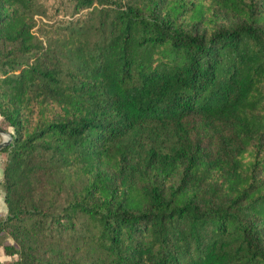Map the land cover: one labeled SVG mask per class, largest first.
Returning <instances> with one entry per match:
<instances>
[{
	"label": "trees",
	"instance_id": "16d2710c",
	"mask_svg": "<svg viewBox=\"0 0 264 264\" xmlns=\"http://www.w3.org/2000/svg\"><path fill=\"white\" fill-rule=\"evenodd\" d=\"M48 1L0 0V264H264V0Z\"/></svg>",
	"mask_w": 264,
	"mask_h": 264
},
{
	"label": "rangeland",
	"instance_id": "374dc122",
	"mask_svg": "<svg viewBox=\"0 0 264 264\" xmlns=\"http://www.w3.org/2000/svg\"><path fill=\"white\" fill-rule=\"evenodd\" d=\"M191 1V0H189ZM51 3H54V0H49L48 4L51 5ZM209 18V23L210 24H215L216 26H221V25H230V24H234L236 22L235 17L231 14L228 13L226 11L220 10L218 8H215L211 11L210 16H208ZM207 19V16L205 17V20ZM202 30V28H198L197 32H200ZM5 154L4 153H0V180L2 177V162L1 159L4 158ZM3 190L1 188L0 185V217H4L6 214V207H5V203L3 200ZM14 259V256H9L6 255L3 252L2 247H0V262H9L12 261Z\"/></svg>",
	"mask_w": 264,
	"mask_h": 264
},
{
	"label": "water",
	"instance_id": "95a60500",
	"mask_svg": "<svg viewBox=\"0 0 264 264\" xmlns=\"http://www.w3.org/2000/svg\"><path fill=\"white\" fill-rule=\"evenodd\" d=\"M0 134L3 136L2 141L0 142V148H2L3 146H6L12 139L11 134H9L8 132L0 129Z\"/></svg>",
	"mask_w": 264,
	"mask_h": 264
},
{
	"label": "crops",
	"instance_id": "0c3cea01",
	"mask_svg": "<svg viewBox=\"0 0 264 264\" xmlns=\"http://www.w3.org/2000/svg\"><path fill=\"white\" fill-rule=\"evenodd\" d=\"M3 139V136L0 134V142L2 141ZM3 158L1 159V162H2Z\"/></svg>",
	"mask_w": 264,
	"mask_h": 264
}]
</instances>
